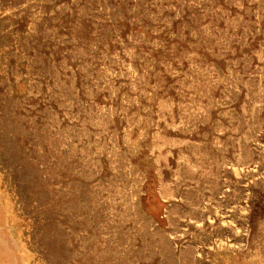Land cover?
Listing matches in <instances>:
<instances>
[{
    "label": "rangeland",
    "instance_id": "obj_1",
    "mask_svg": "<svg viewBox=\"0 0 264 264\" xmlns=\"http://www.w3.org/2000/svg\"><path fill=\"white\" fill-rule=\"evenodd\" d=\"M0 40L16 264H264V0H0Z\"/></svg>",
    "mask_w": 264,
    "mask_h": 264
},
{
    "label": "bare ground",
    "instance_id": "obj_2",
    "mask_svg": "<svg viewBox=\"0 0 264 264\" xmlns=\"http://www.w3.org/2000/svg\"><path fill=\"white\" fill-rule=\"evenodd\" d=\"M20 1V0H19ZM49 1V0H48ZM55 1V0H54ZM76 1V0H75ZM203 1V0H202ZM13 2V1H12ZM40 2V1H39ZM38 2V3H39ZM19 4H20V2H18ZM48 3V2H47ZM89 3V2H88ZM137 3V2H136ZM156 3V2H155ZM206 4V3H205ZM250 4V3H249ZM15 5V4H14ZM31 5H33V4H31ZM63 5V4H62ZM87 5V4H86ZM197 6V5H196ZM200 6V5H199ZM198 6V7H199ZM233 6H235V5H233ZM4 7V6H3ZM31 7V6H30ZM61 7V6H60ZM87 7V6H86ZM106 7V6H105ZM201 7V6H200ZM240 7V6H239ZM21 8V7H20ZM35 8V7H34ZM39 8V7H38ZM62 8V7H61ZM24 9V8H23ZM33 9V8H32ZM58 9V8H57ZM41 10H42V8H41ZM137 10V9H136ZM211 10V9H210ZM241 10V9H240ZM25 11V10H24ZM32 11H34V10H32ZM80 11V10H79ZM20 12L22 13V11L20 10ZM78 12V11H77ZM86 12V11H85ZM38 13V12H37ZM13 14V13H12ZM42 14V13H41ZM52 14V13H51ZM116 14V13H115ZM14 15V14H13ZM24 15V14H23ZM44 15V14H43ZM229 15V14H228ZM192 16V15H191ZM31 17V16H30ZM180 17V16H179ZM37 18H38V15H37ZM40 18H42L41 16H40ZM79 18V17H78ZM192 18V17H191ZM35 19H36V17H35ZM34 19V20H35ZM194 19V18H193ZM32 20V19H31ZM50 20V19H49ZM52 21H54L53 19H52ZM98 22V21H97ZM5 23V22H4ZM79 26V25H78ZM147 27H149V26H147ZM208 27V26H207ZM33 28V27H32ZM75 28V27H74ZM30 30V29H29ZM76 30V29H75ZM78 30V29H77ZM96 30V29H95ZM211 30V29H210ZM9 31H11V30H9ZM9 31H7V32H9ZM117 31V30H116ZM48 32V31H47ZM51 32V31H50ZM75 32V31H74ZM35 33H36V31H35ZM4 34V33H3ZM21 34V33H20ZM54 34V33H53ZM107 34V33H106ZM110 34V33H109ZM74 35V34H73ZM6 36V35H5ZM7 36H9V35H7ZM6 36V37H7ZM37 36V35H36ZM5 37V38H6ZM13 37V36H12ZM8 38V37H7ZM14 38V37H13ZM47 38V37H46ZM27 39V38H26ZM1 41V40H0ZM98 41V40H97ZM25 43V42H24ZM33 43V42H32ZM25 45V44H24ZM141 45V44H140ZM33 46V45H32ZM18 47V46H17ZM31 47V46H30ZM4 49V48H3ZM7 50V49H6ZM22 51V50H21ZM24 51V50H23ZM22 51V52H23ZM94 51V50H93ZM97 51H98V49H97ZM7 52V51H6ZM97 53V52H96ZM17 54V53H16ZM26 54V53H25ZM35 54V53H34ZM195 54V53H194ZM41 57V56H40ZM85 57V56H84ZM9 58V57H8ZM119 58V57H118ZM11 59V58H10ZM9 59V60H10ZM36 59V58H35ZM52 59H53V57H52ZM3 60V59H2ZM28 60V59H27ZM38 60V59H37ZM41 60V59H40ZM1 61V60H0ZM32 61V60H31ZM10 62V61H9ZM17 62H18V60H17ZM28 62V61H27ZM41 62V61H40ZM23 63V62H22ZM36 63V62H35ZM73 63V62H72ZM4 64H6V63H4ZM3 64V65H4ZM19 64V63H18ZM39 64V63H38ZM34 65V64H33ZM1 67V66H0ZM16 68V67H15ZM29 68V67H28ZM8 69V68H7ZM26 69V68H25ZM262 71V70H261ZM8 72H9V70H8ZM138 72V71H137ZM14 73V72H13ZM27 73V72H26ZM7 74H9V73H7ZM29 74V73H28ZM92 74V73H91ZM22 75V74H21ZM51 75V74H50ZM221 75H223V74H221ZM8 76V75H7ZM18 76V75H17ZM27 77H28V75H27ZM258 77H260V76H258ZM12 78V77H11ZM75 79V78H74ZM260 79V78H259ZM31 80V79H30ZM33 80V79H32ZM262 80V79H261ZM2 81V80H1ZM252 81V80H251ZM17 82V81H16ZM235 82V81H234ZM36 83V82H35ZM9 84V83H8ZM249 84H251V86H252V83H249ZM248 84V85H249ZM258 84H259V82H258ZM257 84V85H258ZM4 85V84H3ZM31 85V84H30ZM64 85V84H63ZM130 85V84H129ZM10 86V85H9ZM73 86V85H72ZM250 86V87H251ZM40 87V86H39ZM12 88V87H11ZM75 88V87H74ZM248 89V88H247ZM263 91V90H262ZM9 93V92H8ZM39 93V92H38ZM56 94V93H55ZM11 95H13V94H11ZM253 97V96H252ZM1 98V97H0ZM29 98V97H28ZM88 98V97H87ZM50 99V98H49ZM11 100V99H10ZM26 100V99H25ZM31 100V99H30ZM70 100V99H69ZM56 101V100H55ZM87 102V101H86ZM8 103V102H7ZM10 103V102H9ZM162 103V102H161ZM254 103V102H253ZM4 104H5V101H4ZM69 104V103H68ZM231 104V103H230ZM166 105V104H165ZM60 107V106H59ZM63 107V106H62ZM68 107V106H67ZM61 108V107H60ZM83 108V107H82ZM106 108V107H105ZM169 108V107H168ZM14 111V110H13ZM1 112V111H0ZM47 113V112H46ZM257 112L255 111V114H256ZM4 113H2V115H3ZM40 114V113H39ZM12 115V114H11ZM27 115V114H26ZM48 115V114H47ZM66 115V114H65ZM257 115V114H256ZM50 116V115H49ZM52 116V115H51ZM258 117V116H257ZM49 118V117H48ZM51 118V117H50ZM0 120H1V118H0ZM59 120V119H58ZM2 121V120H1ZM26 121V120H25ZM43 121V120H42ZM52 121V124H53V120H51ZM57 121V120H56ZM71 123V122H70ZM1 125V124H0ZM59 125V124H58ZM50 126V125H49ZM2 127V125L0 126V128ZM6 127V126H5ZM14 128V127H13ZM46 128H47V126H46ZM52 128H54V127H52ZM48 129V128H47ZM70 129V128H69ZM78 129V128H77ZM59 130V129H58ZM67 130V129H66ZM173 130V129H172ZM256 130V129H255ZM22 131V130H21ZM50 131V130H49ZM68 131V130H67ZM5 132V131H4ZM17 132V131H16ZM25 132V131H24ZM59 132V131H58ZM10 133V132H9ZM65 133V132H64ZM158 133V132H157ZM12 134V133H11ZM28 134V133H27ZM79 134V133H78ZM246 134H248V132L246 133ZM8 135V132H7V134H6V136ZM252 135V134H251ZM2 136H3V134H2ZM14 136V135H13ZM68 136V135H67ZM80 136V135H79ZM256 135H254V137H255ZM84 137H85V135H84ZM4 138H5V136H4ZM3 138V139H4ZM16 138V137H15ZM29 138V137H28ZM63 138V137H62ZM66 138H68V137H66ZM65 138V139H66ZM81 138V137H80ZM7 139V138H6ZM9 139H10V137H9ZM13 139V138H12ZM17 139V138H16ZM23 139V138H22ZM90 139V138H89ZM68 140V139H67ZM130 140V139H129ZM3 141V140H2ZM16 141V140H15ZM38 141V140H37ZM36 141V142H37ZM69 141V140H68ZM142 141V140H141ZM252 141H254V140H252ZM5 142V141H4ZM3 142V143H4ZM14 142V141H13ZM45 142H47V141H45ZM220 142V141H219ZM15 143V142H14ZM14 143H13V145H14ZM38 143H39V141H38ZM65 143V142H64ZM79 143V142H78ZM41 144H44V143H41ZM70 144V143H69ZM73 144V143H72ZM7 145V144H6ZM25 145V144H24ZM68 145V144H67ZM98 145V144H97ZM2 146V145H1ZM10 146V145H9ZM53 146H55V145H53ZM76 146V145H75ZM218 146V145H217ZM12 147V146H11ZM10 147V148H11ZM9 147L7 146V149H8ZM58 148V147H57ZM66 148V147H65ZM68 148V147H67ZM142 148V147H141ZM6 149V148H5ZM33 149V148H32ZM43 149V148H42ZM48 149H50V148H48ZM36 150V149H35ZM75 150V149H74ZM104 150V149H103ZM152 150H154V149H152ZM8 152H9V150H7ZM12 151V150H11ZM37 151V150H36ZM57 151V150H56ZM61 151V150H60ZM159 151V150H158ZM252 151V150H251ZM4 152V151H3ZM40 152V151H39ZM52 152V151H51ZM55 152V151H54ZM51 153L52 155H54L55 153ZM71 152V151H70ZM30 153H32L31 151H30ZM41 153V152H40ZM149 153H151V152H149ZM6 154H8V153H6ZM1 155V154H0ZM3 155H5V152H4V154ZM17 155V154H16ZM32 155V154H31ZM30 155V156H31ZM69 155V154H68ZM11 156V155H10ZM44 156H45V154H44ZM67 156V155H66ZM26 157V156H25ZM35 157V156H34ZM42 157V156H41ZM157 157V156H156ZM0 158H2V157H0ZM14 158V157H13ZM108 158H109V156H108ZM158 158V157H157ZM4 159H6V158H4ZM9 159H10V157H9ZM42 159V158H41ZM90 159V158H89ZM11 160V159H10ZM18 160V159H17ZM31 160V159H30ZM29 160V161H30ZM82 161V160H81ZM1 162V161H0ZM8 162V161H7ZM6 162V163H7ZM19 162V161H18ZM34 162V161H33ZM32 162V163H33ZM71 162V161H70ZM160 162V161H159ZM15 163V162H14ZM29 163H31V162H29ZM59 163H60V161H59ZM83 163V162H82ZM5 164V163H4ZM93 164V163H92ZM8 165V164H7ZM157 165H158V163H157ZM1 166H3L2 164H1ZM18 166V165H17ZM64 166V165H63ZM62 166V167H63ZM8 167V166H7ZM16 167V166H15ZM44 167V166H43ZM83 168V167H82ZM130 168V167H129ZM7 169V168H6ZM32 169V168H31ZM35 169V168H34ZM41 169V168H40ZM69 169V168H68ZM12 170H13V168H12ZM12 170H9V171H12ZM1 171V170H0ZM30 171V170H29ZM66 171H68V170H66ZM7 172H8V170H7ZM6 172V173H7ZM18 172V171H17ZM34 172V171H33ZM41 172V171H40ZM175 172V171H174ZM22 173V172H21ZM21 173H19V174H21ZM32 173V172H31ZM51 173H53V172H51ZM146 173V172H145ZM8 174V173H7ZM13 174V173H12ZM14 174H15V172H14ZM17 174V173H16ZM33 174V173H32ZM242 174H243V172H242ZM5 175V174H4ZM53 175H54V173H53ZM56 175V174H55ZM159 175V174H158ZM10 175H8V177H9ZM41 176V175H40ZM89 176V175H88ZM87 176V177H88ZM20 177H21V175H20ZM4 178V177H3ZM2 178V179H3ZM15 178V177H14ZM26 178V177H25ZM54 178V177H53ZM222 178V177H221ZM252 178V177H251ZM263 178V177H262ZM1 179V180H2ZM17 179V178H16ZM31 179H32V177H31ZM55 179V178H54ZM186 179V178H185ZM4 180V179H3ZM6 180V179H5ZM12 180V179H11ZM44 180V179H43ZM175 180V179H174ZM14 181V180H13ZM33 181V180H32ZM50 181H51V179H50ZM85 181V180H84ZM159 181V180H158ZM6 182V181H5ZM18 182V181H17ZM23 182V181H22ZM14 183V182H13ZM27 183H28V181H27ZM159 183V182H158ZM185 183V182H184ZM8 184V183H7ZM16 184H18V183H16ZM21 184V183H20ZM30 184H32V183H30ZM43 184V183H42ZM57 184V183H56ZM2 185V184H1ZM9 185V184H8ZM176 185V184H175ZM27 186H28V184H27ZM42 186V185H41ZM71 186V185H70ZM69 186V187H70ZM116 186H117V184H116ZM82 187V186H81ZM87 187V186H86ZM100 187V186H99ZM2 188V187H1ZM20 188H21V186H20ZM26 188V187H25ZM30 188V187H29ZM78 188V187H77ZM84 188V187H83ZM170 188V187H169ZM189 188V187H188ZM31 189V188H30ZM56 189V188H55ZM21 190H22V188H21ZM46 190V189H45ZM85 190V189H84ZM162 190V189H161ZM38 192H39V189H38ZM43 192V191H42ZM42 192L40 191V196H42L41 194H42ZM46 192V191H45ZM30 193V192H29ZM32 193V192H31ZM58 193H60V192H58ZM82 193V192H81ZM160 193V192H159ZM173 194V193H172ZM198 194V193H197ZM202 194V193H201ZM80 195V194H79ZM84 195V194H83ZM161 195V194H160ZM19 196V195H18ZM43 196H44V194H43ZM46 196H48V193L46 194ZM49 196H50V194H49ZM174 196V195H173ZM49 198V197H48ZM73 198V197H72ZM137 198V197H136ZM41 199V198H40ZM39 199V200H40ZM44 199H46L45 197H44ZM81 199V198H80ZM83 199H85V198H83ZM181 199V198H180ZM28 200H29V198H28ZM38 200V201H39ZM60 200V199H59ZM86 200V199H85ZM169 200V199H168ZM19 201V200H18ZM38 201H37V203H38ZM32 202V201H31ZM42 202V201H41ZM215 202V201H214ZM104 203V202H103ZM182 203V202H181ZM81 204V203H80ZM83 204V203H82ZM110 204H112V203H110ZM118 204V203H117ZM85 205H86V203H85ZM39 206V205H38ZM37 206V207H38ZM43 206V205H42ZM76 206H78V205H76ZM49 207V206H48ZM84 207V206H83ZM177 207V206H176ZM67 208V207H66ZM65 208V209H66ZM79 208H80V206H79ZM235 208V207H234ZM248 208V207H247ZM78 209V208H77ZM123 209V208H122ZM197 209V208H196ZM18 210H19V208H18ZM17 210V211H18ZM83 210V209H82ZM178 210V209H177ZM5 211V210H4ZM25 211V210H24ZM46 212V211H45ZM94 212H96V211H94ZM112 212V211H111ZM165 212V211H164ZM26 213V212H25ZM44 213V212H43ZM47 213V212H46ZM31 214V213H30ZM45 214V213H44ZM96 214V213H95ZM115 214V213H114ZM218 214V213H217ZM225 214H226V212H225ZM26 215V214H25ZM109 215V214H108ZM187 215V214H186ZM180 216V215H179ZM229 216V215H228ZM7 217V216H6ZM33 217V216H32ZM182 217V216H181ZM36 218V217H35ZM49 218V217H48ZM105 218H107V217H105ZM201 218V217H200ZM37 219V218H36ZM109 219V218H108ZM213 219V218H212ZM57 220V219H56ZM50 221V220H49ZM0 222H1V224H3V227H1L2 225H0V246H1V248H0V264H16L17 262H16V259L15 258H13L14 256H13V254H12V251H11V249L9 248V249H7L6 248V244L8 243V242H13L12 241V239L10 238V236H9V233H8V230L6 229L7 227H6V225H7V223H6V219H5V217H4V214H3V212H2V207L0 206ZM38 222V221H37ZM34 223H36V222H34ZM38 224H39V222H38ZM45 224V223H44ZM116 224V223H115ZM223 224V223H222ZM73 225V224H72ZM100 226V225H99ZM231 226V225H230ZM38 227V226H37ZM112 227V226H111ZM116 227H117V225H116ZM118 227H119V225H118ZM39 228V227H38ZM153 228H155V227H153ZM171 228V227H170ZM234 228V227H233ZM98 229V228H97ZM112 229V228H111ZM172 229V228H171ZM174 229V228H173ZM46 230V229H45ZM49 230V229H48ZM47 230V231H48ZM86 230V229H85ZM186 230V229H185ZM240 230V229H239ZM3 231V232H2ZM34 231V230H33ZM51 231V230H50ZM94 231H96V230H94ZM100 231H103V230H100ZM105 231V230H104ZM180 231V230H179ZM188 231V230H187ZM37 232V231H36ZM85 232V231H84ZM181 232V231H180ZM26 233V232H25ZM32 233V232H31ZM51 233V232H50ZM160 233V232H159ZM45 234V233H44ZM118 234H119V232H118ZM11 235V234H10ZM37 235V234H36ZM39 235V234H38ZM50 235V234H49ZM51 235H52V233H51ZM121 235V234H120ZM182 235V234H181ZM30 236V235H29ZM47 236V235H46ZM49 237V236H48ZM62 237V236H61ZM110 237V236H109ZM109 237H107V238H109ZM46 238V237H45ZM101 238H102V236H101ZM105 238V237H104ZM111 238V237H110ZM48 239V238H47ZM50 239V238H49ZM95 239V238H94ZM106 239V238H105ZM206 239V238H205ZM34 240V239H33ZM32 240V241H33ZM136 240V239H135ZM134 240V241H135ZM168 240V239H167ZM48 241H50V240H48ZM44 242V241H43ZM55 242V241H54ZM90 242H92V241H90ZM19 243H21V241L19 242ZM42 243V242H41ZM12 244V243H11ZM18 244V243H17ZM28 244V243H27ZM31 244V243H30ZM38 244H39V242H38ZM46 244V243H45ZM49 244V243H48ZM51 244H53V243H51ZM84 244H85V242H84ZM242 244V243H241ZM20 245V244H19ZM83 245V244H82ZM87 245V244H86ZM142 245V244H141ZM172 245V244H171ZM200 245V244H199ZM240 245V244H239ZM244 245V244H243ZM249 245V244H248ZM11 246V245H10ZM39 246V245H38ZM46 246V245H45ZM50 246V245H49ZM57 246V245H56ZM14 247V246H13ZM30 247V246H29ZM65 247V246H64ZM91 247V246H90ZM251 247V246H250ZM52 248H53V246H52ZM223 248V247H222ZM73 249V248H72ZM249 249V248H248ZM259 249V248H258ZM15 250V249H14ZM30 250V249H29ZM35 250V249H34ZM34 250H31V252H33ZM82 250V249H81ZM67 251V250H66ZM94 251V250H93ZM35 252V251H34ZM33 252V253H34ZM40 252V251H39ZM50 252V251H49ZM257 252V251H256ZM18 253V252H17ZM38 253V252H37ZM43 253V252H42ZM54 253V252H53ZM91 253V252H90ZM121 253V252H120ZM45 254H47V253H45ZM49 254V253H48ZM57 254V253H56ZM55 254V255H56ZM63 254V253H62ZM50 255V254H49ZM59 255V254H58ZM69 255V254H68ZM160 255V254H159ZM42 256H44V255H42ZM48 256V255H47ZM51 256V255H50ZM59 256H61V254L59 255ZM58 256V257H59ZM173 256H175L174 254H173ZM182 256V255H181ZM199 256V255H198ZM49 257V256H48ZM47 257V258H48ZM153 257V256H152ZM165 257V256H164ZM202 257V256H201ZM41 258V257H40ZM50 258V257H49ZM154 258V257H153ZM173 258V257H172ZM15 261H14V260ZM21 259V256H20V258H18L17 257V261L18 260H20ZM52 259V258H51ZM53 259H54V257H53ZM45 260H46V258H45ZM56 260V259H55ZM76 260V259H75ZM176 260V259H175ZM174 260V261H175ZM49 262H50V260H48ZM181 261H182V259H181ZM16 262V263H15ZM20 262H22L23 263V261H21L20 260ZM57 262H58V260H57ZM143 262V261H142ZM151 262V261H150ZM194 262V261H193ZM145 263H146V261H145ZM211 263H213V262H211ZM251 263V262H250ZM31 264V263H30ZM55 264V263H54ZM61 264V263H60ZM164 264V263H163ZM199 264V263H198ZM252 264V263H251Z\"/></svg>",
    "mask_w": 264,
    "mask_h": 264
}]
</instances>
